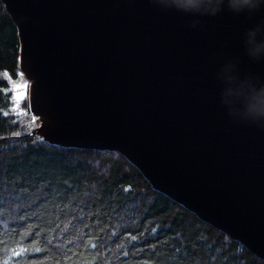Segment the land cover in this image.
<instances>
[{"label": "water", "instance_id": "water-1", "mask_svg": "<svg viewBox=\"0 0 264 264\" xmlns=\"http://www.w3.org/2000/svg\"><path fill=\"white\" fill-rule=\"evenodd\" d=\"M2 1L46 140L122 153L264 260V127L228 114L217 78L239 58L242 77L264 80V62L243 45L264 10L248 18L225 8L194 28L151 0Z\"/></svg>", "mask_w": 264, "mask_h": 264}, {"label": "trees", "instance_id": "trees-1", "mask_svg": "<svg viewBox=\"0 0 264 264\" xmlns=\"http://www.w3.org/2000/svg\"><path fill=\"white\" fill-rule=\"evenodd\" d=\"M20 45L0 0V264H264L122 153L46 140L13 91Z\"/></svg>", "mask_w": 264, "mask_h": 264}, {"label": "clouds", "instance_id": "clouds-1", "mask_svg": "<svg viewBox=\"0 0 264 264\" xmlns=\"http://www.w3.org/2000/svg\"><path fill=\"white\" fill-rule=\"evenodd\" d=\"M151 3L163 11H176L193 17L190 24L194 28L201 24V18L218 16L225 8L248 18L264 10V0H151ZM243 45L250 60L264 62V19L245 30ZM239 64V58H233L217 73L223 84L221 104L231 117L236 114L243 123L264 127V80L254 74L242 77L238 71Z\"/></svg>", "mask_w": 264, "mask_h": 264}, {"label": "rangeland", "instance_id": "rangeland-1", "mask_svg": "<svg viewBox=\"0 0 264 264\" xmlns=\"http://www.w3.org/2000/svg\"><path fill=\"white\" fill-rule=\"evenodd\" d=\"M26 77H27V75L24 72L23 75H21L18 78V80L12 82V85H13L14 94H15L16 98L18 99V102L22 101L26 96H28V104L30 106V108H29V111H30V109H31V100H30V95H29L30 83L28 82ZM19 105H18V108H20ZM31 114H32L33 121L37 120V118L34 116L32 109H31ZM39 120H41V119H39Z\"/></svg>", "mask_w": 264, "mask_h": 264}, {"label": "bare ground", "instance_id": "bare-ground-1", "mask_svg": "<svg viewBox=\"0 0 264 264\" xmlns=\"http://www.w3.org/2000/svg\"><path fill=\"white\" fill-rule=\"evenodd\" d=\"M40 117V116H39Z\"/></svg>", "mask_w": 264, "mask_h": 264}]
</instances>
